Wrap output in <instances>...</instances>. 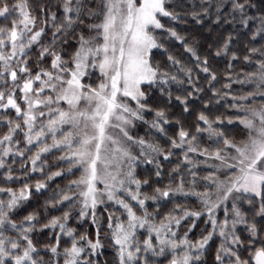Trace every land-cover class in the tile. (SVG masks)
<instances>
[{"label":"snow or ice","instance_id":"1","mask_svg":"<svg viewBox=\"0 0 264 264\" xmlns=\"http://www.w3.org/2000/svg\"><path fill=\"white\" fill-rule=\"evenodd\" d=\"M0 21V264H264V0Z\"/></svg>","mask_w":264,"mask_h":264},{"label":"trees","instance_id":"2","mask_svg":"<svg viewBox=\"0 0 264 264\" xmlns=\"http://www.w3.org/2000/svg\"><path fill=\"white\" fill-rule=\"evenodd\" d=\"M0 22H3V21H0ZM180 30L181 31H185L186 29H180ZM156 55H157V58H159V53H157ZM240 66L241 65L237 64V68H239ZM220 113H223L224 115H233V113H231V112H224L223 105L220 106V109H219V111L216 114H220ZM235 130L237 132H239V128H236ZM37 178H40V177H35L34 176L32 179L35 180ZM71 178H72L71 176H68V177H65L63 179L56 180V181L53 182V186L55 184H63L66 179H71ZM46 195H47V193H44L41 196H37V194L35 193V191H33L32 200L28 202L27 207L24 209V211L26 212L27 210H30L31 208L36 207V204L37 203H40L42 201V199H43V196H46ZM23 214H24V212L19 213V215H23ZM16 218H19V217H16ZM86 224H87V222H85V225ZM44 236L46 237L47 236V233H44ZM192 238H195V233L192 234ZM47 242L48 241L46 239H44L43 237L40 240V243H47ZM108 243H109L108 241H105L106 247H107ZM106 254H108V253H106ZM161 264H163V261H161Z\"/></svg>","mask_w":264,"mask_h":264},{"label":"rangeland","instance_id":"3","mask_svg":"<svg viewBox=\"0 0 264 264\" xmlns=\"http://www.w3.org/2000/svg\"><path fill=\"white\" fill-rule=\"evenodd\" d=\"M0 23H2V22H0ZM78 174V173H77ZM194 239V238H193Z\"/></svg>","mask_w":264,"mask_h":264}]
</instances>
